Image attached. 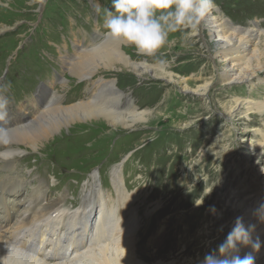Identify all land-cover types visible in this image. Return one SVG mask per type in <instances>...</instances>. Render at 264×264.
<instances>
[{
	"label": "rangeland",
	"instance_id": "obj_1",
	"mask_svg": "<svg viewBox=\"0 0 264 264\" xmlns=\"http://www.w3.org/2000/svg\"><path fill=\"white\" fill-rule=\"evenodd\" d=\"M96 4L100 5L99 10ZM110 4L111 0H0V97L8 102L13 116L20 113L29 117L38 110L40 92L58 97L49 104L60 101L63 106L71 105L83 98L87 86L95 85L97 78L103 77L114 79L119 90L127 91L135 103L148 108L153 115L146 129L113 130L101 122H78L62 128L38 151H26L19 144L25 153L19 159L20 169L31 180L41 182L45 191L53 189V198L65 195L75 201L80 200L88 175L95 172L101 177L96 187L113 197L116 211L121 214V201L117 203L119 197L110 185L109 169L128 159L122 169L134 173L125 180L124 192L138 197L131 207L137 206L140 217L136 251L147 264H187L190 259L203 256L205 250L217 249L227 236L223 223L203 239L202 230L208 219L225 212L230 220L226 209L235 195L243 198L244 188L252 182L255 189L264 188V117L253 112L248 119L237 117L230 124L218 114L234 98L264 103V72L251 84L232 82L226 88H212V113L203 99L185 96L177 90L171 94L168 91H173L172 85L161 86V80L139 82L129 73L106 71L86 81L75 80L68 76L65 60L77 57L78 48H84L94 38L103 41L105 10ZM214 4L217 11L211 10L207 17H212V12L232 27H258V39L250 48L260 40L256 48L264 55V0H214ZM195 31L170 33L151 62L164 60L173 64L184 79L195 77L196 85L208 84L212 79L218 83L226 62L220 54L215 55L214 38L206 33L198 38ZM135 53L134 49L130 52L131 56ZM252 59L255 65L256 60ZM162 114L169 120L165 121ZM260 130L263 135L257 134ZM14 166L0 163V178L5 169ZM248 166L262 169L256 181L245 178ZM11 173V179L16 180ZM33 187L29 184L16 202L24 200ZM154 203L159 204L156 210L145 216V208L156 207ZM212 205L215 214L209 211ZM14 221L13 216L1 231L10 229ZM160 222L165 228L158 240L155 235ZM153 237L155 246L147 245Z\"/></svg>",
	"mask_w": 264,
	"mask_h": 264
},
{
	"label": "bare ground",
	"instance_id": "obj_2",
	"mask_svg": "<svg viewBox=\"0 0 264 264\" xmlns=\"http://www.w3.org/2000/svg\"><path fill=\"white\" fill-rule=\"evenodd\" d=\"M214 10L217 11V8ZM210 14L212 17L205 16L197 25L194 35L202 39L206 33L210 38H214L213 44L217 47L215 55L220 54L226 62L219 74L221 80H217L218 83L212 79L208 84L196 85L195 77L190 75L184 79L171 63L158 64L155 61L152 64L153 57H142L136 53L131 56L132 47L104 39L100 41L98 38H94L84 48L79 47L77 57L66 58L68 76L78 81H86L85 79L94 77L100 71H106L129 73L139 82L150 79L161 80V86L172 85L173 91L170 90L169 93L178 91L185 96L189 94L195 99H203L209 108L207 110L212 113V106L210 107L212 88L216 86L226 88L232 82L251 84L259 73L264 72V55L256 48L260 40L253 49L250 48L252 42L258 39L257 26L251 24L246 28L232 27L222 16L213 15L212 12ZM261 34L264 35V32ZM205 48L209 51L207 43ZM247 53H251L248 58H246ZM252 58L256 60L255 65L252 64ZM145 60L148 63H144ZM85 90L83 98L73 101V104L68 106H63V102L60 101L49 104L58 97L50 92H40L37 105L39 109L32 112L29 117L20 113L18 116H13L7 107L8 102L0 97V127L10 133V143L0 145V152L11 153L7 158L0 157V163L5 166L15 165L12 169H5L3 177L0 178V264H147L135 248L140 217L137 206L131 207V203L138 197L124 192L125 180L130 179L134 173L131 169L126 172L122 169V165L128 159L109 169V182L115 196L119 197L117 203L121 201L118 204L123 209L121 214L116 211L113 197L107 193L105 195L96 187L95 184L101 177L99 178L95 172L88 175V184L82 190L80 200L75 201L65 195L53 198V189L45 191L41 182L31 180L20 169L19 159L25 153L18 146L19 144H23L26 151H38L65 126L68 128L78 122L86 124L101 122L111 126L113 130L148 128L147 124L153 116L150 110L135 103L127 91L119 90L115 86L114 79L97 78L95 85L87 86ZM175 96L178 97L177 94ZM172 106L174 105L171 104ZM253 112L264 117V103L234 98L231 104L218 114L231 124L237 117L240 120L248 119ZM165 114H162V117L168 121L170 117H165ZM257 134L263 135L261 130ZM262 141L264 142V136ZM10 170L16 175V180L11 179ZM261 171L260 168L248 166L245 178L256 181ZM29 184H33L34 187L28 196L16 202V198L22 191L28 189ZM243 194V198L235 195L233 200L228 202L226 210L230 212V220L226 219L225 212L220 213L218 217L208 219L207 227L202 230V238L205 239L208 233L214 232L215 226L223 223L226 228L223 232L228 234L235 219L242 216L245 226L255 225L253 239L258 237L261 241L262 246L255 253V264H264V222L254 215L259 205L264 203V188L255 189L252 182V185L244 188ZM48 198L53 199L45 203ZM154 204L156 207L150 210L145 208V216L156 210L159 204ZM200 206L202 201L198 202V207ZM13 216L15 221L11 228L1 231L3 224ZM164 228L163 222H160L156 239H160L163 234L160 232ZM153 238H150L146 244L153 246L155 244ZM19 248H23L24 251ZM250 250L249 247H242L239 254L243 256ZM211 251H213L212 247L205 250L203 256L190 259L187 264H200L204 256ZM179 255L182 256V252Z\"/></svg>",
	"mask_w": 264,
	"mask_h": 264
},
{
	"label": "clouds",
	"instance_id": "obj_3",
	"mask_svg": "<svg viewBox=\"0 0 264 264\" xmlns=\"http://www.w3.org/2000/svg\"><path fill=\"white\" fill-rule=\"evenodd\" d=\"M95 7L99 10L100 5ZM214 7V0H111L110 8L105 10L103 38L132 47L138 56L156 57L170 33L195 30ZM157 63L166 62L158 60ZM9 143V131L0 127V145ZM10 154L3 151L0 157L7 158ZM209 211L215 214V206H210ZM254 215L264 222V203L259 205ZM254 228L255 225L245 226L242 216L237 217L225 240L206 254L200 264H255V253L262 245L258 237L253 239ZM242 247L251 250L241 256Z\"/></svg>",
	"mask_w": 264,
	"mask_h": 264
}]
</instances>
